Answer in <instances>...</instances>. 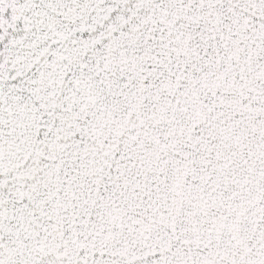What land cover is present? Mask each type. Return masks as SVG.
Returning <instances> with one entry per match:
<instances>
[{
  "label": "snow or ice",
  "instance_id": "6c2138e0",
  "mask_svg": "<svg viewBox=\"0 0 264 264\" xmlns=\"http://www.w3.org/2000/svg\"><path fill=\"white\" fill-rule=\"evenodd\" d=\"M0 264H264V0H0Z\"/></svg>",
  "mask_w": 264,
  "mask_h": 264
}]
</instances>
